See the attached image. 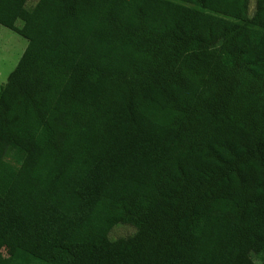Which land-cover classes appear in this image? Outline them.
Here are the masks:
<instances>
[{
	"label": "trees",
	"instance_id": "1",
	"mask_svg": "<svg viewBox=\"0 0 264 264\" xmlns=\"http://www.w3.org/2000/svg\"><path fill=\"white\" fill-rule=\"evenodd\" d=\"M28 1L0 264H264V0Z\"/></svg>",
	"mask_w": 264,
	"mask_h": 264
},
{
	"label": "rangeland",
	"instance_id": "2",
	"mask_svg": "<svg viewBox=\"0 0 264 264\" xmlns=\"http://www.w3.org/2000/svg\"><path fill=\"white\" fill-rule=\"evenodd\" d=\"M35 1L29 0L27 5L31 6ZM253 2L254 0H251L250 11L253 9ZM16 23L18 26L21 25L20 21ZM26 45L27 39L25 37L0 24V86L6 82L9 73L15 67ZM133 232L134 228L132 226L117 224L110 231L109 237L114 239Z\"/></svg>",
	"mask_w": 264,
	"mask_h": 264
}]
</instances>
